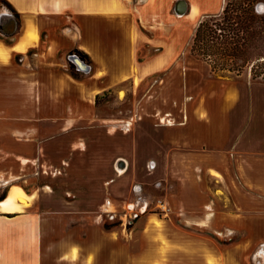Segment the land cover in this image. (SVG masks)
Masks as SVG:
<instances>
[{"label":"crops","instance_id":"0c3cea01","mask_svg":"<svg viewBox=\"0 0 264 264\" xmlns=\"http://www.w3.org/2000/svg\"><path fill=\"white\" fill-rule=\"evenodd\" d=\"M7 1L21 21L19 31L9 42L0 40L7 51L6 58L0 56V66L16 65L19 81L33 79L31 87L39 99L38 103L34 102L32 117L19 113L13 120L16 125L29 128L27 130L34 133V137L40 136L42 126L70 130L83 120L88 127L102 126L100 123L94 125L99 119L83 117L84 112L88 114L93 108L97 96L128 80L133 82L136 75L143 81L170 65L175 57V43L171 39H159L153 43L162 48L161 52L140 61L139 41L147 36L140 31L139 23L148 31L147 27L154 25L152 21L158 16L156 24L164 28L163 16L171 12L177 14L176 5L180 0ZM181 1L185 2V14L194 7L197 15H216L224 4L223 0ZM26 21L37 29L38 41L25 52H19L13 47L19 42ZM11 27L1 24L5 36L13 32ZM42 35L46 39L45 49L35 52L29 59L25 53L39 49ZM73 47L80 48L78 50L87 54L91 62L86 73L76 69L77 78L69 73L70 62L66 58V52ZM15 58H19V63H15ZM186 62L187 57H183L177 65ZM11 89L10 86L1 87L3 94H10ZM43 93L46 100L41 99ZM185 93L183 109L179 108L184 113L182 118L174 125L162 126L161 142L168 146L164 151L167 173L162 179L169 177L176 153L179 158L187 153L222 154L229 159L240 157L245 161L247 165L238 172L242 199L212 200L209 204L195 206L194 213H188L190 203L186 200L181 204L185 222H192L218 237L242 232L239 241L220 244L211 235L179 228L170 219L157 217L164 222L159 229L152 222L154 214L141 216L147 230H141L136 237L130 234L122 239L96 224L91 227L88 217L82 215L85 224L74 226L70 221L79 216L49 209L34 197L22 210L0 211V264H249V253L259 244L255 254L264 258L261 255L264 251V209L251 207L254 203H264V87L241 88L229 79L213 80L206 87L186 89ZM2 115L5 118L0 121L8 124L10 116L5 107ZM28 131H18V135H27ZM86 139L83 135L74 139L72 148L81 149ZM22 160L33 163L40 161V155ZM182 162L187 167L186 161ZM152 163L149 173L156 166ZM116 168L120 172L123 170L118 165ZM219 170L224 174L223 169ZM55 172L62 171L55 167ZM12 186L25 189L13 184L8 190ZM135 186L137 188L138 184L132 189ZM42 188L24 191L37 194ZM177 190L178 193L182 190L179 182ZM246 194L257 200L246 198ZM259 262L264 264V261Z\"/></svg>","mask_w":264,"mask_h":264},{"label":"rangeland","instance_id":"374dc122","mask_svg":"<svg viewBox=\"0 0 264 264\" xmlns=\"http://www.w3.org/2000/svg\"><path fill=\"white\" fill-rule=\"evenodd\" d=\"M223 2L222 10L217 15L198 14L192 19L188 16L189 12L182 16L171 12L163 16L165 29L156 24L158 16L152 21L154 25H148V31L139 23L140 31L147 36L139 41L140 61L161 52L162 48L153 43L159 39H171L175 43V57L170 65L145 80L140 81L136 75L134 81L137 80V83L128 80L97 96L93 108L88 114L84 112L83 117L99 119L94 125L100 123L102 126L88 127L85 120L79 121L70 130L42 126L38 133L40 136L34 137V133L27 130L29 128L18 126L13 120V116L19 113L32 117L34 102L38 103L39 99L38 93L31 87L33 79L19 81L16 65L11 68L0 66V120L5 118L2 115L3 107L10 116L8 124L3 125L0 121V199L6 195L9 185H22L28 192L43 187L35 193L36 200H41L45 207L57 212L79 216L70 221L74 226L85 224L80 217L82 215L88 217L91 227L96 224L111 231L113 236L120 235L126 239L130 234L136 237L138 232L148 229L141 219L143 214H154L152 222L159 229H162L164 222L158 221L157 217L170 219L179 228L211 235L220 244L239 241L242 232L218 237L192 222H185L181 204L186 200L190 203L188 213H194L195 206L209 204L212 200L227 197L242 199L238 172L241 173L242 166L247 165L245 161L240 157L229 159L222 154L187 153L179 158L176 153L169 177L162 179L167 173L164 151L168 149L167 144L161 142L162 126L174 125L182 118L184 113L179 108L183 109L186 89L192 91L208 86L210 81L227 79L237 82L241 88L264 87V0ZM227 2L231 9L229 15L234 20L227 21L223 15ZM249 14L253 15V20L248 18ZM200 22L203 27L193 51V38ZM229 22L234 30L220 29ZM213 23H219L220 28L212 26ZM1 24H9L13 28L10 36L0 31V40L9 42L19 31L20 22L17 24L15 15L2 0L0 27ZM206 25L221 35L222 40L229 42L226 50H217V45L211 46L215 41L210 40ZM45 41L42 35L39 49H31L25 55L31 59L35 52L45 49ZM232 48H237L234 56L227 55ZM75 50L76 47H73L66 52L67 61L76 57L87 64ZM183 57H187V62L177 65V61ZM14 61L19 63V58ZM27 68L30 69V66L27 65ZM7 76L15 78L8 79ZM2 86H10V94H3ZM40 96L46 100L44 93ZM18 131L28 132L27 135H18ZM82 135L87 137L86 142L81 149H73L72 142ZM39 155L40 161L24 163L22 160L35 159ZM119 159L128 161V164L125 161L127 168L122 172L116 170ZM182 160L186 161L187 167H184ZM147 162L156 163L150 173L145 168ZM198 166H202L201 169L195 168ZM55 167L62 172L54 173ZM219 169H223L224 174ZM178 182L182 189L180 193L177 190ZM134 184H138V194L132 189ZM247 197L257 200L246 194ZM125 199L128 202L124 205L122 201ZM158 200L166 204L169 212L164 213L156 208ZM133 201L136 203L133 204ZM251 205L264 209V203ZM107 225L110 226L106 228ZM259 246L249 253V264L264 261L255 254ZM261 255L264 257V251Z\"/></svg>","mask_w":264,"mask_h":264},{"label":"bare ground","instance_id":"6f19581e","mask_svg":"<svg viewBox=\"0 0 264 264\" xmlns=\"http://www.w3.org/2000/svg\"><path fill=\"white\" fill-rule=\"evenodd\" d=\"M184 4V5H183ZM180 10H186L184 2L179 4ZM197 15V10L192 7L188 13V16L194 19ZM38 41V31L35 26L30 22L26 21L23 34L19 38V42L13 47V49L19 52H25L28 46L34 45ZM0 56L6 58L7 51L5 47L0 43ZM136 79V78H135ZM135 83L138 81L135 80ZM217 176V173H213ZM35 194L26 193L19 186H12L6 196L0 200V211L1 212H13L17 210H22L25 206H28L30 202L34 199ZM156 222V221H155Z\"/></svg>","mask_w":264,"mask_h":264},{"label":"trees","instance_id":"16d2710c","mask_svg":"<svg viewBox=\"0 0 264 264\" xmlns=\"http://www.w3.org/2000/svg\"><path fill=\"white\" fill-rule=\"evenodd\" d=\"M4 3H5V5L9 8V10L15 15V17H16V22H17V24L20 22V18H19V14L16 12V10L14 9V7L11 5V3L10 2H8L7 0H2ZM230 3L229 2H227L226 3V6H225V8H224V10H223V15H224V17L226 18V20L227 21H229L230 19H232V20H234V18H231L230 17V15H229V11L231 10L230 9ZM217 15V14H216ZM248 18L250 19V20H253V15H248ZM207 26V29L210 31V35H209V38H211L210 40L212 41H215V43L213 42V45H211V46H219V47H217V50H226L227 49V45L226 44H229V42L228 41H226V40H222L221 39V35H218L217 33H216V31H214L213 30V28L211 27V26H208V25H206ZM212 26H215V27H218V28H220V24L219 23H213L212 24ZM203 27V23L202 22H200L199 24H198V26H197V28H196V30H195V34H194V38H193V46H192V50L194 51L195 50V48H196V46H197V43H198V41H199V35H200V32H201V28ZM220 29H228V30H234L233 28H231V22H229V25H226L225 27L224 26H222ZM0 31H1V27H0ZM215 44V45H214ZM221 48V49H220ZM78 54H79V56H80V59L81 60H85L86 62H87V64L89 65L91 62H90V59H89V57L87 56V54H85L84 52H82V51H80V50H75ZM229 51V53L227 54V55H233L234 56V53L237 51V48H232L231 50H228ZM230 51H232L233 53L231 54V52ZM68 70H69V73L73 76V77H75V78H77L78 77V72L76 71V67L74 66V64H72L71 62H70V64H69V67H68ZM26 192H27V190L26 189H24ZM5 196H3L0 200H2L3 198H4ZM110 225H107V226H105L106 228H108Z\"/></svg>","mask_w":264,"mask_h":264},{"label":"water","instance_id":"95a60500","mask_svg":"<svg viewBox=\"0 0 264 264\" xmlns=\"http://www.w3.org/2000/svg\"><path fill=\"white\" fill-rule=\"evenodd\" d=\"M181 2H183V1H178L177 2V5H176V13L177 14H179V15H184L185 14V12H186V10H184V11H182V10H180V8H179V4L181 3ZM185 3V2H184ZM70 62L72 63V64H74L77 68H79L80 70H82V71H88L89 70V66L86 64V63H84L83 61H80L78 58H76V57H72V59L70 60ZM119 166L121 169H123L124 167H125V162L123 161V160H118L117 162H116V166Z\"/></svg>","mask_w":264,"mask_h":264},{"label":"built area","instance_id":"2783aa9c","mask_svg":"<svg viewBox=\"0 0 264 264\" xmlns=\"http://www.w3.org/2000/svg\"><path fill=\"white\" fill-rule=\"evenodd\" d=\"M119 160H121V159H119ZM117 161H118V160H117ZM124 162H125V161H124ZM152 167H153V163H152V162H149V163L147 164V169L150 170ZM125 168H126V163H125V167H124L123 169H125ZM116 170H117V168H116ZM119 172H120V171H119ZM121 172H122V171H121ZM134 190H135V193H138V191H139L138 187H137V191H136V186H135ZM124 205H125V203H124ZM155 206H156L157 209H159L160 211H162V212H164V213L169 212V208L166 206V204H165L162 200H158V201L155 203ZM145 209H146V205H145V207H144V210H145Z\"/></svg>","mask_w":264,"mask_h":264}]
</instances>
